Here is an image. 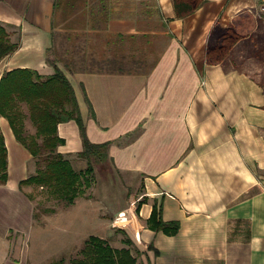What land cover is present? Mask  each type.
<instances>
[{
	"label": "crops",
	"instance_id": "obj_1",
	"mask_svg": "<svg viewBox=\"0 0 264 264\" xmlns=\"http://www.w3.org/2000/svg\"><path fill=\"white\" fill-rule=\"evenodd\" d=\"M242 10L254 14L253 30L221 61L207 63L211 28L230 26ZM0 24L17 43L0 58V78L15 68L47 76L56 65L74 90L86 137L108 141L114 169L141 178L143 196L116 216L132 225L136 264H264V185L248 193L252 175L264 178V64L253 67L251 50L264 40V12L256 0H202L182 17L172 0H0ZM60 31L113 38L118 59L122 42H138L142 63L121 68L114 57L113 69H73L49 54ZM0 131L7 172L0 264L48 263L97 235L91 230L101 222L87 209L36 220L33 199L19 185L35 172L33 157L1 115ZM57 133L64 139L57 152L82 149L74 120L58 123ZM154 203L162 220L178 221L176 233L147 227Z\"/></svg>",
	"mask_w": 264,
	"mask_h": 264
},
{
	"label": "trees",
	"instance_id": "obj_2",
	"mask_svg": "<svg viewBox=\"0 0 264 264\" xmlns=\"http://www.w3.org/2000/svg\"><path fill=\"white\" fill-rule=\"evenodd\" d=\"M201 1L172 0L176 16L182 17L192 12ZM255 21L251 11L242 10L232 16L230 26L215 24L207 37L205 61H221L236 41L250 34ZM16 47L17 43L9 40L5 27L0 24V58ZM53 67V73L47 76L27 68L5 72L0 78V115L7 119L15 139L38 164L35 172L22 179L19 185H38L45 188L49 195L72 204L83 193L84 187L90 184L93 167L87 160L83 170H75L68 156L56 151L57 146L64 143L57 133V124L75 121L82 140V149L77 155L86 159L92 156L108 157V141L96 143L86 137L74 90L61 69L56 65ZM26 120L33 126V132L26 130ZM6 179V147L0 131V183ZM146 224L148 228L166 234L176 233L179 226L177 220H162L161 208L155 203L152 204ZM125 241L127 244L132 243L128 239ZM146 247L152 248V245ZM78 251V256L70 258L67 264H135L136 256L140 254L136 247L134 255L128 248H113L97 235H89ZM45 264L64 262L57 259Z\"/></svg>",
	"mask_w": 264,
	"mask_h": 264
},
{
	"label": "rangeland",
	"instance_id": "obj_3",
	"mask_svg": "<svg viewBox=\"0 0 264 264\" xmlns=\"http://www.w3.org/2000/svg\"><path fill=\"white\" fill-rule=\"evenodd\" d=\"M121 45L123 51L120 53L118 59V50L116 49H118L119 45L113 42V38L102 37L91 32L60 31L55 35L49 54L53 60L62 61L63 64L70 63L69 66L73 69H113L117 65L112 62V59L115 58L118 59V64L121 68H132L142 63L138 57L139 53L135 51L136 47L139 46L138 42L124 41ZM254 46L251 47V50L255 54V59L252 60V62L255 60L253 67H259L264 64V40H261V42L256 43ZM26 130L33 132V126L28 120H26ZM67 156L75 170H83L87 166L88 160L93 167L92 180L87 187H84L83 193L74 199L72 206L49 195L45 188L33 184H23L22 187L27 190L33 199L36 220L40 222L42 215L56 210L87 209L93 213V216H97L95 218L96 221L101 222V225H97L98 229H92L91 233L102 236L113 248H128L130 253L134 255L136 244L133 241L135 237L130 236L132 228L130 226L132 225L128 221L119 219L116 216L128 214L135 206L136 201L143 196L145 186L139 175L132 172L117 171L108 157L92 156L86 159L77 155V153ZM33 160L34 167L36 168L38 164H36L34 158ZM262 179L264 178L252 175L251 187L248 193H255L260 187H263L264 183ZM84 229L86 230H84V234H86L87 227H84ZM46 233L45 241L49 240L51 242L53 234L49 231ZM126 239L132 243L127 244ZM79 249L74 252H62L51 261L62 259L64 264H67L70 258L78 256ZM137 257L138 255L136 256V261Z\"/></svg>",
	"mask_w": 264,
	"mask_h": 264
},
{
	"label": "built area",
	"instance_id": "obj_4",
	"mask_svg": "<svg viewBox=\"0 0 264 264\" xmlns=\"http://www.w3.org/2000/svg\"><path fill=\"white\" fill-rule=\"evenodd\" d=\"M258 4V8L261 12L264 11V0H256Z\"/></svg>",
	"mask_w": 264,
	"mask_h": 264
}]
</instances>
